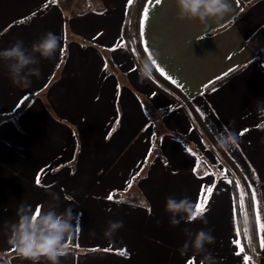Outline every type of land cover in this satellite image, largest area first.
<instances>
[{
    "label": "crops",
    "instance_id": "crops-1",
    "mask_svg": "<svg viewBox=\"0 0 264 264\" xmlns=\"http://www.w3.org/2000/svg\"><path fill=\"white\" fill-rule=\"evenodd\" d=\"M83 1L79 9L69 0L65 10L61 0H0V51L16 40L30 49L48 31L61 38L55 58L41 59V77L27 89L12 85L0 59V115L30 97L16 116L0 121V264H30L16 256L4 224L17 219L21 202L46 210L51 194L60 197L57 211L71 208L80 226L60 264H200L202 255L191 249L180 255L188 239L184 229H212L215 243L206 248L216 264H264V246L251 256L232 179L234 172L246 178L261 172L255 157L264 160L258 111L264 107V0H230L232 11L207 24L181 19L177 0L145 1L139 28L144 54L159 53L156 72L183 99L168 83L167 92L151 81L137 82L135 53L123 35L129 0ZM141 95L155 117L148 116ZM192 111L215 140L225 128L235 131L238 147L218 152ZM156 127L160 146L154 154ZM136 174L143 176L134 190L147 201L144 207L108 199L131 190ZM205 189L208 223L170 226L166 199L187 196L195 205ZM246 193L248 219L256 203L251 188ZM257 195L260 222L253 224L259 234L264 178ZM109 221H123L110 238L104 235Z\"/></svg>",
    "mask_w": 264,
    "mask_h": 264
},
{
    "label": "clouds",
    "instance_id": "clouds-1",
    "mask_svg": "<svg viewBox=\"0 0 264 264\" xmlns=\"http://www.w3.org/2000/svg\"><path fill=\"white\" fill-rule=\"evenodd\" d=\"M177 7L181 19H198L202 24H207L211 18L222 20L232 11L230 0H177ZM60 45L61 38L48 31L33 42L30 49L25 47L22 40H16L10 47L0 51V59L7 64L8 78L12 85L20 89L31 87L32 78L41 77L38 66L41 59H54ZM158 55V52L153 51L144 56L139 53L134 56L138 68V83L154 80ZM258 111L264 116V107L258 108ZM260 127L264 128V124ZM216 143L219 149L228 151L238 147L239 137L235 131L225 128L218 135ZM51 195L52 200L48 202L46 210L40 206L33 211L31 205L21 202L16 212L17 219L14 222L5 221L4 224L9 236L8 243L16 256L30 264H41L42 259L48 264H60V258L68 256L72 251L73 233L80 230L79 224L73 223L78 214L74 215L71 208H66L63 212L57 211L60 197L57 194ZM146 204L147 201L142 198L136 207L142 208ZM165 210L170 214L169 224L173 227L178 226L181 221L191 223L197 219L205 225L208 223L204 213H197L194 203L187 196L181 199L168 197ZM108 224L104 232L108 238L123 227V221H109ZM184 232L188 239L179 249L180 255H186L191 249L194 254L202 255L200 264H216L214 256L206 248V245L215 243L212 229H201L194 234L189 229H184Z\"/></svg>",
    "mask_w": 264,
    "mask_h": 264
},
{
    "label": "rangeland",
    "instance_id": "rangeland-1",
    "mask_svg": "<svg viewBox=\"0 0 264 264\" xmlns=\"http://www.w3.org/2000/svg\"><path fill=\"white\" fill-rule=\"evenodd\" d=\"M61 1H62L61 3L63 5L68 4V2H69V0H61ZM74 1H75L74 4L79 9H81L82 6H84L86 4L85 1H83V0H77V1L74 0ZM132 41H133V47H134V48H132V52L135 53V55H136V53H139V50L136 47L135 38H133ZM139 55H140V53H139ZM154 80L157 81L161 86H164V85L167 86V84L165 82H163V80L160 79L155 73H154ZM142 97H143L142 98L143 99V104L144 105L146 104L145 108L148 111L147 112L148 116L151 117V118L155 117L153 115L152 111H151V108L153 109L154 112H156V109L153 108L151 102L147 101L146 97H144V96H142ZM202 131H203V133H205L204 130H202ZM156 132H159L157 127L155 129V133ZM167 132L169 134H173L175 136H178L179 138H181L183 140H186L184 138L185 136L180 135L179 133H177V132H175L173 130H169ZM216 148H217L218 152H221V149H219V147H216ZM153 153L156 154L157 152L154 150ZM255 158L257 159L256 160L257 161V165L261 167V172L256 174V172L250 171L247 174V176L249 175L248 178L243 176V173H242L243 171L241 173H237V172L235 173L234 172V174L231 172L232 175H233L232 179L234 180V183H235V186H236V189H237V193H238L237 197H238L239 204H240V207H241L240 210H241V213H243V216H244L245 229L248 232L246 236H247V239H248V247L250 248L251 256L254 255L253 251L259 253V249H260V246H261V240L259 239V234H260V238H261V234H262L261 233V228H259V234H258V232H257L258 228H256V226L253 224V221H254L253 219H255V221H256V215H257V213L259 214V209H258L259 208V200H258L257 193H258L259 180L264 178V160L261 161V159H259V157H255ZM234 163H235L234 164L235 167L238 168L237 163L235 161H234ZM147 165H148V161L144 165V169H146ZM144 169H143V171H144ZM141 174H139V175L136 174L135 176L132 177L133 186L131 185V187H130L131 190L121 192L123 194L122 197L127 198V200L124 199L122 201L136 202V201H139L142 198L144 199V196L142 194H140L139 192H135V190H134L135 188L138 187L137 185H138V183L140 181V178L143 177ZM134 182H135V184H134ZM248 187L251 188L252 198H253V194H255V199H253V201L255 200L256 208H255L254 217L250 216V213H249V218L247 219V217H246V215H248L247 214V207L249 205L251 206V203L249 204V202L247 201L248 200V196H247L246 192H247V188ZM245 220L247 221L246 223H245Z\"/></svg>",
    "mask_w": 264,
    "mask_h": 264
},
{
    "label": "trees",
    "instance_id": "trees-1",
    "mask_svg": "<svg viewBox=\"0 0 264 264\" xmlns=\"http://www.w3.org/2000/svg\"><path fill=\"white\" fill-rule=\"evenodd\" d=\"M145 1L146 0H133L131 2L130 6H129L128 13H127V17H126V20H125V23H124V26H123V35H124L125 41L127 43V46L132 51V48H134L132 40H133V38H135L136 47L139 50L140 56H144L145 55L144 51H143V48L141 46V40H140V34H139L141 12H142V8H143V5H144ZM64 6L65 5H63V9L66 10V8ZM68 17H69V11L67 12L65 19H68ZM261 61H262V65L264 67V56L261 59ZM154 73L160 79L165 81V79L163 77H161V75L158 72L155 71ZM151 82L156 87H158L160 90L167 91L164 88V86H161L157 81L152 80ZM165 83L167 84L168 82L165 81ZM168 85L170 86L169 91L177 94L179 98L183 97L182 92L178 88H176L175 86H173V85H171L169 83H168ZM29 99H30V97L26 98L22 102V104L19 106V108L17 110H15L14 112H12L11 114L0 115V121L3 120L4 118L10 117V116H14V115L16 116L17 113L20 110H22L28 104ZM192 114H193V117H194L195 121L197 122V124L202 128V130H204V132L206 133L208 138L211 139V141L216 145V140L212 137V135L210 134L208 129L205 127L204 122L200 119V117L196 114L195 111H192ZM159 135H160V133L156 132L155 136H154V147L153 148H154L155 151H159V140H160V136ZM230 163L232 164L233 162H230ZM234 185H235V183H234ZM122 195H123L122 193L117 192V193L114 194V198L115 199H119V200H124L125 199L124 197H123V199H121ZM235 195H236V200H237V213H238V217H239V222L241 224V228H242L243 234L245 236L244 216H243V213H241V210H240L241 207H240L239 200H238V197H237L238 193H237L236 186H235ZM126 200H127V198H126ZM252 264H254V263L252 262Z\"/></svg>",
    "mask_w": 264,
    "mask_h": 264
},
{
    "label": "snow or ice",
    "instance_id": "snow-or-ice-1",
    "mask_svg": "<svg viewBox=\"0 0 264 264\" xmlns=\"http://www.w3.org/2000/svg\"><path fill=\"white\" fill-rule=\"evenodd\" d=\"M155 2H156V4H159V3H161V0H155ZM129 3H131V0H129ZM147 15V9H145V16ZM141 34H143V28L141 29ZM145 51H147V48L145 49ZM162 71V70H161ZM246 131V130H245ZM241 135H243V133H241ZM38 183H39V181H37ZM129 187H131V184L129 183ZM210 190H208V189H205V193H204V195H202V197L198 200V202L195 204V208H196V211H197V213H200V214H202V213H204L205 211H206V203H207V193L209 192ZM114 197H113V195H109L108 196V199L109 200H112ZM121 199H123V197L121 196ZM253 199H255V196H254V194H253ZM247 221L245 220V223H246ZM256 222L259 224V222H260V217H259V214L257 213V215H256ZM261 228H262V230H264V225H261ZM234 243H236V244H239V241H234ZM261 245L262 246H264V239H262L261 240ZM106 251H107V249H106ZM240 251L242 252L243 251V249L241 248L240 249ZM120 254L121 255H124V254H126L125 253V251H121L120 252ZM237 254H239V253H237ZM244 259H245V261H247L248 260V257L247 256H245L244 257ZM189 264H194V262L193 261H189Z\"/></svg>",
    "mask_w": 264,
    "mask_h": 264
}]
</instances>
